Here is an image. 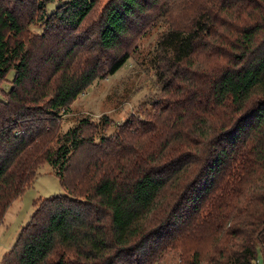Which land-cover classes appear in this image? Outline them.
Returning <instances> with one entry per match:
<instances>
[{
    "label": "trees",
    "instance_id": "obj_1",
    "mask_svg": "<svg viewBox=\"0 0 264 264\" xmlns=\"http://www.w3.org/2000/svg\"><path fill=\"white\" fill-rule=\"evenodd\" d=\"M26 1L0 0V79L14 70L0 100V223L45 162L67 194L35 201L1 264H154L172 249L180 250L177 264H257L264 38L255 37L264 29V0H223L189 30L164 33L155 61L163 97L154 114L132 116L99 140L91 120L63 131V114L129 59L123 39L153 0H110L90 45L71 35L96 0H63L54 10L47 5L55 0H36L44 27L32 36L21 16ZM239 6L255 12L256 24L232 41Z\"/></svg>",
    "mask_w": 264,
    "mask_h": 264
},
{
    "label": "rangeland",
    "instance_id": "obj_2",
    "mask_svg": "<svg viewBox=\"0 0 264 264\" xmlns=\"http://www.w3.org/2000/svg\"><path fill=\"white\" fill-rule=\"evenodd\" d=\"M62 1L55 0L47 6L50 10H54ZM109 1L96 0L93 10L71 35L73 42H82L85 45L95 42L102 10ZM222 2L223 0L147 1L145 11L132 18L131 30L122 42V49L129 52V59L115 73L105 74L94 80L72 102L63 114L62 130L67 131L70 127L79 124L82 119L91 120V123L99 125L96 132L99 140L102 135L113 134L120 124L132 116L141 118L152 116L155 112L154 101L163 97L162 84L155 66L159 39L171 29L189 30L206 10L216 9L215 7ZM42 7L43 2L41 4L36 0H27L20 7L23 22L30 20L25 35L32 36L42 31L43 21L39 18ZM238 9H240V17L235 21L232 41L240 39L243 29L256 24L253 10L248 9L245 12L243 6H239ZM27 13H30V17L26 15ZM222 15L228 18V14ZM32 16L37 20H32ZM263 30H259L255 37L258 42L264 38ZM13 75L14 70H11L5 79H0V100H3L10 90ZM82 154L81 149L74 153V163ZM61 194H67V191L61 183L56 168L49 162L43 163L39 167L34 183L12 202L0 223V264L3 255L14 246L22 228L31 220L36 208L35 201L40 197L48 198ZM180 257V250L172 249L160 255L154 264H177ZM257 260V264H264L262 246L258 247Z\"/></svg>",
    "mask_w": 264,
    "mask_h": 264
}]
</instances>
